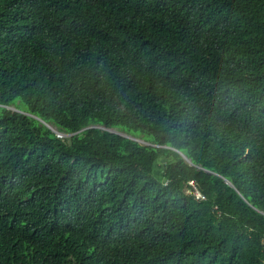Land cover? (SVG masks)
Masks as SVG:
<instances>
[{"label": "trees", "instance_id": "16d2710c", "mask_svg": "<svg viewBox=\"0 0 264 264\" xmlns=\"http://www.w3.org/2000/svg\"><path fill=\"white\" fill-rule=\"evenodd\" d=\"M0 264H264V0H0Z\"/></svg>", "mask_w": 264, "mask_h": 264}, {"label": "built area", "instance_id": "2783aa9c", "mask_svg": "<svg viewBox=\"0 0 264 264\" xmlns=\"http://www.w3.org/2000/svg\"><path fill=\"white\" fill-rule=\"evenodd\" d=\"M191 185L193 186V188L195 189V192H194V194L196 195V198L197 199H205V197L204 196H202L201 195V193L196 189V187L194 186V184L193 183H191Z\"/></svg>", "mask_w": 264, "mask_h": 264}]
</instances>
